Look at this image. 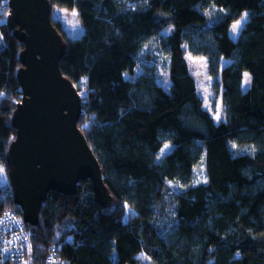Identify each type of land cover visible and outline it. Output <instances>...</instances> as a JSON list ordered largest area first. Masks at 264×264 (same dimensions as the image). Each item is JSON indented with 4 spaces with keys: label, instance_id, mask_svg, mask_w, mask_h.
Returning <instances> with one entry per match:
<instances>
[{
    "label": "trees",
    "instance_id": "16d2710c",
    "mask_svg": "<svg viewBox=\"0 0 264 264\" xmlns=\"http://www.w3.org/2000/svg\"><path fill=\"white\" fill-rule=\"evenodd\" d=\"M50 2L76 9L84 28L72 37L52 14L67 43L61 69L83 98L79 126L112 197L104 205L90 179L75 195L50 191L39 223L25 222L33 264L50 255L65 264H264V0ZM9 12L0 0V215L23 216L7 152L24 43ZM188 52L207 60L221 120L204 105ZM0 264L18 263L0 250Z\"/></svg>",
    "mask_w": 264,
    "mask_h": 264
},
{
    "label": "water",
    "instance_id": "95a60500",
    "mask_svg": "<svg viewBox=\"0 0 264 264\" xmlns=\"http://www.w3.org/2000/svg\"><path fill=\"white\" fill-rule=\"evenodd\" d=\"M9 26L24 43L17 77L22 96L12 115L16 135L7 152L14 200L26 223L37 225L50 191L75 195L93 181L104 205L112 195L100 162L79 126L83 98L61 69L66 39L50 0H9Z\"/></svg>",
    "mask_w": 264,
    "mask_h": 264
},
{
    "label": "rangeland",
    "instance_id": "374dc122",
    "mask_svg": "<svg viewBox=\"0 0 264 264\" xmlns=\"http://www.w3.org/2000/svg\"><path fill=\"white\" fill-rule=\"evenodd\" d=\"M52 14L55 18H58L62 21L65 30L70 36L78 37L83 33L84 28L78 17L76 9L68 11L66 9L58 7L53 9ZM237 22L234 23V25H237ZM239 22L240 23L239 25H237L236 30H233L235 36L237 35L241 27L242 20H239ZM187 59L189 62L191 73L196 80L198 92L203 99L205 107H207V109H209L213 113L216 120H221L223 118L224 111L223 100L222 96H220L219 93H216L215 82L210 75L207 60L203 56H194L189 52L187 54ZM223 62L227 63V61L225 60ZM168 77V73L166 72V70H164L163 79L167 84L169 83ZM243 82V87L247 89L250 84V74L248 72H245ZM2 173L6 176V173H4V171ZM197 173L198 179H203L204 169L202 165L197 169Z\"/></svg>",
    "mask_w": 264,
    "mask_h": 264
},
{
    "label": "built area",
    "instance_id": "2783aa9c",
    "mask_svg": "<svg viewBox=\"0 0 264 264\" xmlns=\"http://www.w3.org/2000/svg\"><path fill=\"white\" fill-rule=\"evenodd\" d=\"M0 250L18 264H33L31 243L23 217L16 210L8 209L0 215ZM46 264H65L50 255Z\"/></svg>",
    "mask_w": 264,
    "mask_h": 264
},
{
    "label": "snow or ice",
    "instance_id": "6c2138e0",
    "mask_svg": "<svg viewBox=\"0 0 264 264\" xmlns=\"http://www.w3.org/2000/svg\"><path fill=\"white\" fill-rule=\"evenodd\" d=\"M246 15H247V14H245V16H246ZM239 23H240V22L238 21V22H237V25H239ZM237 25H234V26H233V30H234V31L236 30ZM166 147H167V146H166Z\"/></svg>",
    "mask_w": 264,
    "mask_h": 264
},
{
    "label": "bare ground",
    "instance_id": "6f19581e",
    "mask_svg": "<svg viewBox=\"0 0 264 264\" xmlns=\"http://www.w3.org/2000/svg\"><path fill=\"white\" fill-rule=\"evenodd\" d=\"M23 217V216H22ZM24 220V219H23Z\"/></svg>",
    "mask_w": 264,
    "mask_h": 264
}]
</instances>
